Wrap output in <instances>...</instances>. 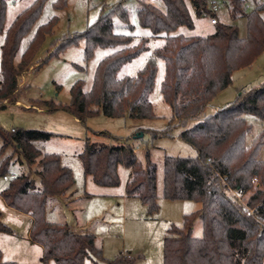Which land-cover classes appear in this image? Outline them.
<instances>
[{
    "label": "trees",
    "instance_id": "1",
    "mask_svg": "<svg viewBox=\"0 0 264 264\" xmlns=\"http://www.w3.org/2000/svg\"><path fill=\"white\" fill-rule=\"evenodd\" d=\"M9 1L0 0V38L3 37L0 103L16 104L21 78L39 64L34 63V58L53 32L58 18L52 17L37 27L16 61L23 39L32 31L49 0H34L7 27ZM125 1H119L86 31L60 43L50 54L79 39L85 42V61L93 57L97 48L114 50L99 62L89 91L84 90L83 81H77L71 89L70 105L48 104L50 110H67L83 122L99 113L110 118H155L150 101L157 75L155 59H150L136 76H119L125 64L148 50L149 42L140 38V46H133L134 36L116 33L112 21L116 12L132 28L122 7ZM160 1L164 10L141 0L138 19L143 28L151 31L152 38L165 40L155 51V58L165 66L161 94L171 107L173 119L184 127L179 138L196 151L195 157H165L163 196L201 204L200 210L184 216L181 227L171 225L168 229L163 264H264V129L249 140L253 125L245 118L250 115L264 122V83L243 89L232 103L209 116L203 115L216 96L231 85L233 72L251 66L264 53V3L252 0L256 8L246 13L245 6L250 0H189L197 16L207 14L213 19L212 5L221 2L233 19H247V35L241 37L236 25L217 21L211 35L185 36L174 33L180 27L194 29L187 1ZM67 2L56 0L53 5L62 9ZM190 121L195 123L187 128ZM158 136L166 135L154 134V138ZM50 137V133L43 131L19 130L4 138L0 158L6 147L12 145L29 169L11 180L1 192L2 198L10 208L31 217L30 241L42 246L44 262L85 264L88 258H96L108 264L129 263L122 256L104 258L94 235L74 233L66 224L47 220L48 202L65 196L75 183L72 170L62 164L59 155L44 153L36 145ZM145 157V163L139 161L136 148L127 141L116 144L87 141L80 154L85 176L103 187L118 186L119 167L129 169L127 197L139 199L148 214L153 215L159 210L157 166L149 151ZM10 158L2 160L0 176L7 175ZM239 192L245 195L244 203L253 214L248 215L243 204L233 199L232 194ZM197 219L202 221L201 238L193 237ZM0 233L12 234V230L0 221ZM0 264L18 263L4 262L0 250Z\"/></svg>",
    "mask_w": 264,
    "mask_h": 264
},
{
    "label": "rangeland",
    "instance_id": "2",
    "mask_svg": "<svg viewBox=\"0 0 264 264\" xmlns=\"http://www.w3.org/2000/svg\"><path fill=\"white\" fill-rule=\"evenodd\" d=\"M34 0H11L8 2V27L16 16ZM49 0L36 25L20 46L16 61L27 47L38 26L47 23L52 17L58 22L34 58V65L21 78L17 103H0V150L4 138H10L15 131L38 130L51 134L49 140L39 141L36 145L48 154L60 156L64 166L74 175V186L65 195L50 200L46 209V218L51 223L66 224L74 233L95 236L96 246L102 249L104 258L112 260L122 256L130 260L127 264H163L164 239L171 225L181 227L185 215L194 213L201 204L191 200H168L163 196L164 161L166 156L195 157L196 151L179 138L184 130L180 122L173 119L171 107L163 100L161 83L164 79V62L155 58V51L161 48L165 40L152 38L149 29L140 25L137 10L141 0H126L122 7L128 13L126 24L116 12L112 21L116 33L135 37L133 46L139 45L140 38H147L148 50L125 64L119 76H136L150 59H155L157 75L154 90L150 94L155 118L132 119L129 117L110 118L102 114L91 115L80 121L71 112L64 109L50 110L48 104L67 106L72 101L71 89L77 81H83L84 90L89 91L95 70L99 62L114 50L97 48L93 57L85 61V42L79 39L58 53L50 56L60 43L83 33L98 21L103 13H109L121 0H68L66 7L55 9ZM164 10L160 0H148ZM194 20V29L180 27L174 34L185 36H208L214 33L213 17L207 14L197 16L191 2L186 0ZM264 3V0H257ZM214 11L218 23L236 25L241 37L247 35V19L235 20L227 6L221 2ZM252 0L245 6L246 13L256 8ZM264 18V13L262 14ZM3 37L0 38V45ZM140 46V45H139ZM1 47V46H0ZM264 83V53L254 63L233 72L231 85L221 91L204 112V116L213 114L237 99L243 89L259 87ZM5 107V108H3ZM246 120L253 125L248 136L251 140L264 129V122L247 115ZM195 121H190L187 128ZM166 136L154 138V134ZM139 136V138H134ZM116 144L129 142L136 148V154L145 163L146 152L157 166V187L159 210L149 215L147 208L137 198L127 197L126 187L131 171L124 166L118 170L120 183L116 187H103L91 177L85 176L80 154L86 142ZM6 157H11L7 166L9 180L0 176V193L10 184L12 176L28 172L26 160L15 153L12 145L6 147L0 158V164ZM264 158V150L262 152ZM69 195H72L71 197ZM0 221L12 230V234L0 233V248L5 260L18 264H56L53 260L44 262V249L32 244L29 232L32 219L9 206L0 195ZM203 236L202 221L197 219L193 227V237ZM85 264H108L105 261L88 258Z\"/></svg>",
    "mask_w": 264,
    "mask_h": 264
},
{
    "label": "built area",
    "instance_id": "3",
    "mask_svg": "<svg viewBox=\"0 0 264 264\" xmlns=\"http://www.w3.org/2000/svg\"><path fill=\"white\" fill-rule=\"evenodd\" d=\"M212 9H213V11H217V10L219 9V5L216 4V3H214V4L212 5ZM211 23H212V24H216V23H217V19H216V18L212 19ZM15 177H16L15 175L12 176V179L15 178ZM4 178H5L6 180H9V179H10V177H8V176H5ZM254 182H256V181H254ZM232 197H233V199H236V200L239 201L241 204H243V210L246 211L248 215L253 214V210H252V209H249V208L246 206V204L244 203V197H245V195H244L242 192H239V193H233V194H232Z\"/></svg>",
    "mask_w": 264,
    "mask_h": 264
},
{
    "label": "crops",
    "instance_id": "4",
    "mask_svg": "<svg viewBox=\"0 0 264 264\" xmlns=\"http://www.w3.org/2000/svg\"><path fill=\"white\" fill-rule=\"evenodd\" d=\"M5 179V178H4ZM6 180V179H5ZM7 181V180H6ZM0 195H1V193H0ZM70 197L72 196V195H69ZM2 197V196H1ZM4 200V199H3ZM8 206V205H7ZM29 216V215H28ZM30 217V216H29ZM31 218V217H30ZM6 234V233H5ZM29 239H30V232H29ZM32 244H36V243H33L32 242ZM36 245H38V244H36ZM40 246V245H39ZM41 248H42V246H40ZM43 249V248H42ZM0 250H1V248H0ZM2 251V250H1ZM2 260L4 261V262H14V261H9V260H5V258H4V255H3V252H2Z\"/></svg>",
    "mask_w": 264,
    "mask_h": 264
}]
</instances>
